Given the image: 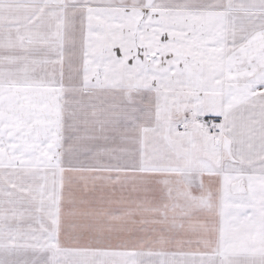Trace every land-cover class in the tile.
<instances>
[{
	"label": "snow or ice",
	"instance_id": "1",
	"mask_svg": "<svg viewBox=\"0 0 264 264\" xmlns=\"http://www.w3.org/2000/svg\"><path fill=\"white\" fill-rule=\"evenodd\" d=\"M0 264H264V0H0Z\"/></svg>",
	"mask_w": 264,
	"mask_h": 264
}]
</instances>
